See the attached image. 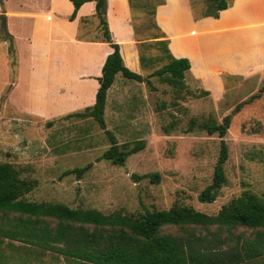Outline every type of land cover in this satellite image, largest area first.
I'll return each mask as SVG.
<instances>
[{"label":"rangeland","instance_id":"rangeland-1","mask_svg":"<svg viewBox=\"0 0 264 264\" xmlns=\"http://www.w3.org/2000/svg\"><path fill=\"white\" fill-rule=\"evenodd\" d=\"M25 1L29 8L33 6V0H10L8 4L15 8ZM133 1L139 51L154 56L155 68H159L167 62L154 38L165 39L153 14L161 0ZM246 1L254 5L262 0H240V3ZM3 2V5L0 3V162H12L25 175L38 180L37 188L29 194L30 199L136 215L145 209H168L174 205L216 214L244 190L264 197V74H225L222 76L225 91L220 90L217 95L205 94L196 83L187 80L177 90L165 76L150 73L145 76L146 82L141 83L120 74L125 84L122 94L115 88L109 96L105 110L107 128L115 133L119 143L133 144L144 139L146 147L130 155L125 165H117L101 158L110 146V139L92 117L63 115L47 120L18 110L16 105L23 102L24 91L16 86L17 64H13L9 54L10 41L4 40L10 31L8 21L5 25L2 20L4 13L8 15ZM43 3L45 0H39L34 6ZM194 3L197 14L208 11V0H194ZM248 11L253 12V7L242 13ZM10 30L15 36L17 62V55L21 58V54L28 52L32 21L21 14L15 15L11 18ZM93 33L83 28L80 36H93ZM245 36L249 45L264 43V36L251 32ZM237 105L241 107L232 114L224 136L229 148L225 163L228 181L215 201H202L199 195L212 182L222 137L198 127L189 131L190 120L194 118L198 124L221 123ZM88 165L81 175L76 172L64 175L66 170ZM146 173L159 174V180L138 177ZM193 228L197 235L213 240L217 249L233 248L239 243L247 246L257 230L264 232L263 227L242 225L232 229L218 225ZM161 231L183 235L191 230L166 225ZM52 254L49 253V258ZM263 260L260 258L254 264H264Z\"/></svg>","mask_w":264,"mask_h":264},{"label":"crops","instance_id":"crops-1","mask_svg":"<svg viewBox=\"0 0 264 264\" xmlns=\"http://www.w3.org/2000/svg\"><path fill=\"white\" fill-rule=\"evenodd\" d=\"M37 1L33 0L30 8L26 5L28 1L11 8L10 0H5L8 15L3 14L6 16L3 23L7 25L8 21L12 34L10 21L15 15L21 14L32 21L28 52L21 54L25 59L17 55L16 86L22 87L25 101L23 99L16 106L19 111L48 120L94 105L100 86L98 77L102 75L107 56L114 49L103 36L95 0L81 4L74 19H71L75 10L72 0H45V3L34 6ZM133 2L106 0V18L113 41L120 44L125 64L145 77L157 69L156 59L146 56L144 62L141 61L133 23ZM194 4V0H161L155 7V21L168 40L170 52L176 58L187 57L191 62V68L186 72L187 82L196 83L201 90L217 95L220 90L225 91L222 78L225 74H264V43L249 45L248 36H245L250 32L264 36V0L254 5L229 0V7L220 11L218 17H197ZM251 7L253 12L242 13ZM83 28L88 33L94 32L93 36H80ZM120 74L116 75L108 90L107 106L115 88H119L118 93L122 94L125 82ZM117 82L123 85L119 87ZM242 244L236 247L242 248ZM247 244L253 254L259 249L264 251V232L257 230ZM229 249L226 248L228 253ZM49 253H54L52 258ZM260 258H264V253L233 264H254ZM0 264L83 263L0 235Z\"/></svg>","mask_w":264,"mask_h":264},{"label":"trees","instance_id":"trees-1","mask_svg":"<svg viewBox=\"0 0 264 264\" xmlns=\"http://www.w3.org/2000/svg\"><path fill=\"white\" fill-rule=\"evenodd\" d=\"M72 1L75 10L71 19H74L79 6L87 0ZM95 1L96 15L103 36L114 50L107 56L102 75L98 77L100 86L94 105L71 112L67 117H92L97 121L110 139V146L101 158L122 166L130 155L146 147V141L140 139L133 144L119 143L115 133L107 128L105 110L108 90L118 73L131 80L146 81L147 78L125 64L120 44L114 42L111 36L106 18V0ZM0 3L3 5V0H0ZM228 7L229 0H208V11L203 14L195 12V15L218 17L220 11ZM156 26L159 28L157 23ZM6 35L4 40L10 41L9 54L16 65L14 37L9 32H6ZM158 37L160 36L154 37L157 38L155 43L162 47L167 62L155 69L151 75L165 76L166 81L179 90L186 84V72L191 68V62L187 57H174L169 50L168 40ZM140 57L144 62L146 55L141 52ZM203 93L209 94V91L204 90ZM240 107L241 105H237L221 123L208 121L198 124L194 118L190 120L189 131L198 127L206 129L210 134L217 132L222 137L212 182L199 195L202 201H215L228 181L225 163L229 148L224 136L230 127L232 114ZM89 166L66 170L64 175L73 172L81 175ZM138 177L159 180L157 173H146ZM37 186L38 180L25 175L22 168L16 164L9 161L0 162V235L63 254L66 258L83 264H233L264 253L259 249L253 254L250 247L244 246V243L242 248L235 246L229 249L228 253L226 249H217L214 241L208 237L197 235L193 228L210 225L228 229L238 225L264 228V197L251 190H244L240 195L233 197L216 214H208L192 206L174 205L168 209H145L134 215L121 211L105 213L94 207H71L58 201L32 200L29 194ZM166 225H175L191 231L183 235L163 233L161 229Z\"/></svg>","mask_w":264,"mask_h":264},{"label":"water","instance_id":"water-1","mask_svg":"<svg viewBox=\"0 0 264 264\" xmlns=\"http://www.w3.org/2000/svg\"><path fill=\"white\" fill-rule=\"evenodd\" d=\"M3 21L6 22V16L5 15H3Z\"/></svg>","mask_w":264,"mask_h":264}]
</instances>
